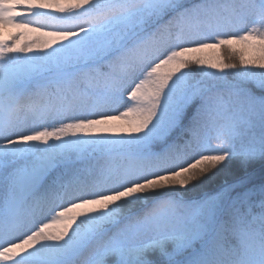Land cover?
<instances>
[{"label": "snow or ice", "instance_id": "6c2138e0", "mask_svg": "<svg viewBox=\"0 0 264 264\" xmlns=\"http://www.w3.org/2000/svg\"><path fill=\"white\" fill-rule=\"evenodd\" d=\"M0 264H264V0H0Z\"/></svg>", "mask_w": 264, "mask_h": 264}]
</instances>
